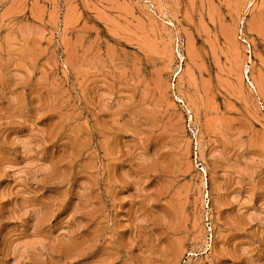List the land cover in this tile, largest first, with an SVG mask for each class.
Segmentation results:
<instances>
[{
  "label": "rangeland",
  "instance_id": "obj_1",
  "mask_svg": "<svg viewBox=\"0 0 264 264\" xmlns=\"http://www.w3.org/2000/svg\"><path fill=\"white\" fill-rule=\"evenodd\" d=\"M0 264H264V0H0Z\"/></svg>",
  "mask_w": 264,
  "mask_h": 264
}]
</instances>
